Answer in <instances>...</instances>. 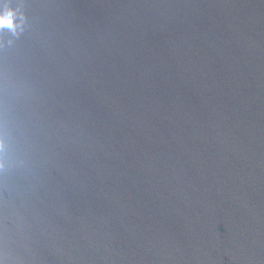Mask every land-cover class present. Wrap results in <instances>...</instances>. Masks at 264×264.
Wrapping results in <instances>:
<instances>
[{
    "label": "water",
    "instance_id": "water-1",
    "mask_svg": "<svg viewBox=\"0 0 264 264\" xmlns=\"http://www.w3.org/2000/svg\"><path fill=\"white\" fill-rule=\"evenodd\" d=\"M0 264H264V0H0Z\"/></svg>",
    "mask_w": 264,
    "mask_h": 264
},
{
    "label": "clouds",
    "instance_id": "clouds-1",
    "mask_svg": "<svg viewBox=\"0 0 264 264\" xmlns=\"http://www.w3.org/2000/svg\"><path fill=\"white\" fill-rule=\"evenodd\" d=\"M15 12L12 10H8L3 14H0V29H9L14 34L16 33V29L18 27L17 24L14 23L15 20ZM4 151V143L3 140H0V153ZM3 167V164L0 163V168Z\"/></svg>",
    "mask_w": 264,
    "mask_h": 264
}]
</instances>
